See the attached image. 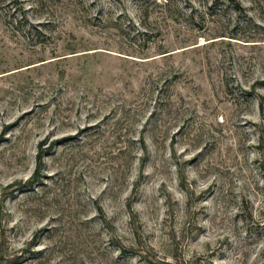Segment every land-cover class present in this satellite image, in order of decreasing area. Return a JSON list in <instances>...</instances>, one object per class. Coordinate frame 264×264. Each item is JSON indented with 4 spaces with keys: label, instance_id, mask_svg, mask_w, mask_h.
Returning <instances> with one entry per match:
<instances>
[{
    "label": "rangeland",
    "instance_id": "rangeland-1",
    "mask_svg": "<svg viewBox=\"0 0 264 264\" xmlns=\"http://www.w3.org/2000/svg\"><path fill=\"white\" fill-rule=\"evenodd\" d=\"M0 264H264V0H0Z\"/></svg>",
    "mask_w": 264,
    "mask_h": 264
},
{
    "label": "trees",
    "instance_id": "trees-1",
    "mask_svg": "<svg viewBox=\"0 0 264 264\" xmlns=\"http://www.w3.org/2000/svg\"><path fill=\"white\" fill-rule=\"evenodd\" d=\"M228 1H233V0H228ZM203 46H204V45H203ZM198 47H199V46H198ZM198 47H197V48H198Z\"/></svg>",
    "mask_w": 264,
    "mask_h": 264
}]
</instances>
